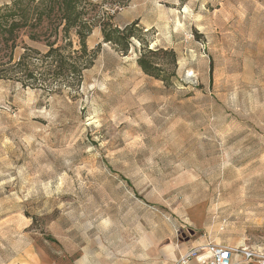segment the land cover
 <instances>
[{
    "label": "rangeland",
    "instance_id": "1",
    "mask_svg": "<svg viewBox=\"0 0 264 264\" xmlns=\"http://www.w3.org/2000/svg\"><path fill=\"white\" fill-rule=\"evenodd\" d=\"M136 21L126 55L93 29L78 87L0 80V264L147 235L264 256V0H129L112 24ZM146 45L173 51L153 59L170 85L138 67Z\"/></svg>",
    "mask_w": 264,
    "mask_h": 264
},
{
    "label": "trees",
    "instance_id": "2",
    "mask_svg": "<svg viewBox=\"0 0 264 264\" xmlns=\"http://www.w3.org/2000/svg\"><path fill=\"white\" fill-rule=\"evenodd\" d=\"M129 0H9L0 6V80L29 82L39 89L51 85L78 87L82 73L88 69L97 49H89L87 38L98 27L104 43L113 45L126 55L137 21L122 29L112 24L114 15ZM110 5L108 11L103 6ZM43 44L46 51L27 48L23 38ZM21 45L25 52L13 61L14 50ZM137 59L141 71L164 85L174 76L153 62L163 54L173 65L172 50L148 49Z\"/></svg>",
    "mask_w": 264,
    "mask_h": 264
},
{
    "label": "crops",
    "instance_id": "3",
    "mask_svg": "<svg viewBox=\"0 0 264 264\" xmlns=\"http://www.w3.org/2000/svg\"><path fill=\"white\" fill-rule=\"evenodd\" d=\"M210 242L212 243L211 237H207L204 234L203 237L192 242L190 248L193 249ZM225 246L231 247L232 245L226 244ZM124 247L122 251L109 255H90L83 252L78 257H75L70 264H175L179 257L190 249L188 248L189 246L185 247L183 244L169 243L162 236L155 235L144 236L141 242H134ZM22 260V263L18 264H53L52 257L43 253L39 257L35 253L26 254L25 257H22ZM190 264L199 263L193 260ZM245 264H249V262Z\"/></svg>",
    "mask_w": 264,
    "mask_h": 264
},
{
    "label": "built area",
    "instance_id": "4",
    "mask_svg": "<svg viewBox=\"0 0 264 264\" xmlns=\"http://www.w3.org/2000/svg\"><path fill=\"white\" fill-rule=\"evenodd\" d=\"M193 260L199 264H245L252 261L264 264L262 254H257L247 248H232L211 243L188 250L179 257L175 264H190Z\"/></svg>",
    "mask_w": 264,
    "mask_h": 264
}]
</instances>
